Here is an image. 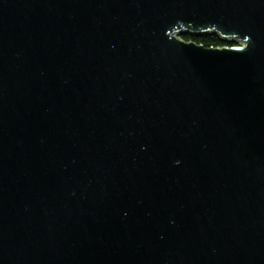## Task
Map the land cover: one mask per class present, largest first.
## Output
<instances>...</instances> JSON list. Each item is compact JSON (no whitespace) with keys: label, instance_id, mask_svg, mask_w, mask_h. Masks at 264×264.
I'll return each mask as SVG.
<instances>
[{"label":"water","instance_id":"water-1","mask_svg":"<svg viewBox=\"0 0 264 264\" xmlns=\"http://www.w3.org/2000/svg\"><path fill=\"white\" fill-rule=\"evenodd\" d=\"M0 264H264V0H0Z\"/></svg>","mask_w":264,"mask_h":264},{"label":"trees","instance_id":"trees-1","mask_svg":"<svg viewBox=\"0 0 264 264\" xmlns=\"http://www.w3.org/2000/svg\"><path fill=\"white\" fill-rule=\"evenodd\" d=\"M181 37L184 40L195 41L199 44H204L207 47L225 46V45L232 46V45H234V43L232 41H224L215 33H212V34H209L206 36H194L191 34H183V35H181Z\"/></svg>","mask_w":264,"mask_h":264},{"label":"built area","instance_id":"built-area-1","mask_svg":"<svg viewBox=\"0 0 264 264\" xmlns=\"http://www.w3.org/2000/svg\"><path fill=\"white\" fill-rule=\"evenodd\" d=\"M232 46H235V47H242V46H240V45H236L235 43H234V45H232Z\"/></svg>","mask_w":264,"mask_h":264},{"label":"rangeland","instance_id":"rangeland-1","mask_svg":"<svg viewBox=\"0 0 264 264\" xmlns=\"http://www.w3.org/2000/svg\"><path fill=\"white\" fill-rule=\"evenodd\" d=\"M203 36H206V35H203ZM220 38H221V36H220ZM232 39H229V40H226V41H231ZM238 45V44H237ZM240 45V44H239ZM240 46H242V45H240Z\"/></svg>","mask_w":264,"mask_h":264},{"label":"clouds","instance_id":"clouds-1","mask_svg":"<svg viewBox=\"0 0 264 264\" xmlns=\"http://www.w3.org/2000/svg\"><path fill=\"white\" fill-rule=\"evenodd\" d=\"M232 41V40H231ZM233 42V41H232ZM234 43V42H233Z\"/></svg>","mask_w":264,"mask_h":264}]
</instances>
